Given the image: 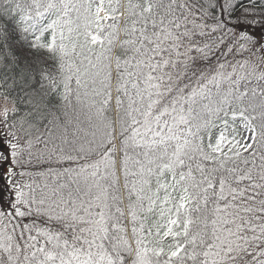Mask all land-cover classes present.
<instances>
[{
  "label": "snow or ice",
  "instance_id": "snow-or-ice-1",
  "mask_svg": "<svg viewBox=\"0 0 264 264\" xmlns=\"http://www.w3.org/2000/svg\"><path fill=\"white\" fill-rule=\"evenodd\" d=\"M0 264H264V0H0Z\"/></svg>",
  "mask_w": 264,
  "mask_h": 264
}]
</instances>
